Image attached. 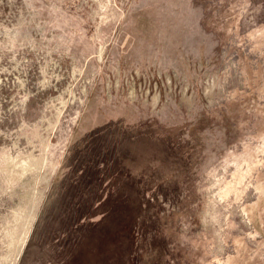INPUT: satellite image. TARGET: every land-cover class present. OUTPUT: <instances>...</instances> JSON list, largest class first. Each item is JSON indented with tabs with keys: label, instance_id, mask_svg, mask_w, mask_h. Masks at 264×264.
Masks as SVG:
<instances>
[{
	"label": "rangeland",
	"instance_id": "374dc122",
	"mask_svg": "<svg viewBox=\"0 0 264 264\" xmlns=\"http://www.w3.org/2000/svg\"><path fill=\"white\" fill-rule=\"evenodd\" d=\"M0 264H264V0H0Z\"/></svg>",
	"mask_w": 264,
	"mask_h": 264
}]
</instances>
